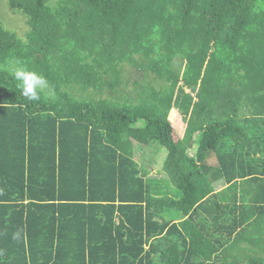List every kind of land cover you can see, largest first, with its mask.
Segmentation results:
<instances>
[{"label":"trees","instance_id":"obj_1","mask_svg":"<svg viewBox=\"0 0 264 264\" xmlns=\"http://www.w3.org/2000/svg\"><path fill=\"white\" fill-rule=\"evenodd\" d=\"M8 2L29 30L0 23V264H264V0ZM156 141L176 194L136 160Z\"/></svg>","mask_w":264,"mask_h":264},{"label":"rangeland","instance_id":"obj_2","mask_svg":"<svg viewBox=\"0 0 264 264\" xmlns=\"http://www.w3.org/2000/svg\"><path fill=\"white\" fill-rule=\"evenodd\" d=\"M200 7H202V4ZM187 22L188 21H186V23ZM0 23H2L6 28L18 33V35L22 37L25 36L26 32L29 30V27L27 25V17L20 11L12 10L10 8L8 0H0ZM193 33H195V28L192 29V36ZM189 45L190 44L187 39H185V41L183 39H180L179 41L174 43V49L181 53L183 52V50L189 48ZM177 51H175V54L177 53ZM183 57L184 59H181V55L179 54H176V56L174 57L176 63H173V65L176 66L177 69H181L178 65L182 66V70H184V68L187 66L185 54ZM178 61H183V63L180 64L178 63ZM168 89L171 90V86H169ZM175 90H177V88ZM187 90L188 92H191L190 87L187 88ZM177 98L178 93H175L171 98H167V100H172V108L175 110L171 111L175 112L177 117L179 113L181 115V119L183 120L181 106L175 104ZM176 136L180 137L178 129H176ZM168 154V149L165 146L161 145L158 141L153 142L152 144L147 145L144 148L140 146L139 150L136 153V160L139 162V164H143L144 162H146L144 166L155 168L153 169L152 174L147 177V182L151 186V193L154 195H162L169 192L174 193L175 191L167 173L163 171V166L168 158Z\"/></svg>","mask_w":264,"mask_h":264},{"label":"clouds","instance_id":"obj_3","mask_svg":"<svg viewBox=\"0 0 264 264\" xmlns=\"http://www.w3.org/2000/svg\"><path fill=\"white\" fill-rule=\"evenodd\" d=\"M11 74L18 81L17 87L21 90V95L29 100H38L40 91L48 86L43 76L23 66L15 67Z\"/></svg>","mask_w":264,"mask_h":264},{"label":"crops","instance_id":"obj_4","mask_svg":"<svg viewBox=\"0 0 264 264\" xmlns=\"http://www.w3.org/2000/svg\"><path fill=\"white\" fill-rule=\"evenodd\" d=\"M171 110L174 111L175 109L172 108ZM173 111H170V113H169V118H170L171 122L173 123V126H174L175 130H176V129L179 130L180 137L182 138V137L184 136V133H185V129H186V125H187V124L185 123L184 120L181 119V115H180L179 113H178V117H177V116H176V113L173 112ZM182 118H183V117H182ZM183 121H184V122H183ZM178 123H179V126H178ZM152 172H153V171H152ZM152 172H151V174H152ZM226 186H227L226 183H219V184H217V185L215 186L216 192H219L220 190L225 189ZM171 194H176V193L171 192ZM228 196H231L230 193H229ZM180 219H181V220L177 219V221H178V222L183 221L182 218H180Z\"/></svg>","mask_w":264,"mask_h":264}]
</instances>
